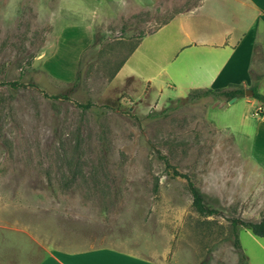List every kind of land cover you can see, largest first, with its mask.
<instances>
[{"label":"rangeland","instance_id":"374dc122","mask_svg":"<svg viewBox=\"0 0 264 264\" xmlns=\"http://www.w3.org/2000/svg\"><path fill=\"white\" fill-rule=\"evenodd\" d=\"M138 1L135 12L72 5L53 28L46 0H0V264L100 246L166 264H264V238L239 228L242 252L231 224L264 217L259 102L170 87L159 72L176 75L181 56L158 49L177 25L144 38L117 75L144 36L204 3ZM184 176L220 215L196 212Z\"/></svg>","mask_w":264,"mask_h":264},{"label":"crops","instance_id":"0c3cea01","mask_svg":"<svg viewBox=\"0 0 264 264\" xmlns=\"http://www.w3.org/2000/svg\"><path fill=\"white\" fill-rule=\"evenodd\" d=\"M96 1L98 0H88L82 3L81 0H74V2L46 0L50 6L49 23L53 28H61L63 23L70 20L68 13L72 12V5L80 6L81 9H78L83 12L87 2L94 3ZM121 1L123 2L122 5L125 3L127 10L134 12L142 10L138 0ZM68 3L69 5H67ZM38 11L44 13L40 7ZM99 13L104 14L101 11L97 13L95 11L92 15L98 18L97 14ZM95 19L92 20V23H95ZM88 25L90 29L95 28L91 24ZM172 25H177L178 35L174 36L168 33L169 37L165 38L163 34L161 40L165 39V43L158 49L161 56H165L164 54L168 56L167 52L169 51L175 53L177 56L174 60L181 56L176 67V75L174 71L171 72L166 68H162V71L159 72L160 75L166 73L170 87L190 90H195V88H243L245 95L237 96L236 101L243 100L253 105L257 99L252 97L253 94H246V91L251 90L254 85L251 76L252 71L254 74L262 75L258 91L264 95V0H204L203 5L198 10L190 14L178 15L154 33L144 36L128 55L117 75L131 56L141 47L144 38L157 34ZM257 47L262 52V58L255 55ZM133 79L135 80L134 77L131 78V80ZM258 102V112L255 116L259 119L258 123L262 125L264 124V104ZM16 256L19 255L16 254ZM36 264L166 263L155 259L153 256L116 247L100 246L81 250H55L52 248Z\"/></svg>","mask_w":264,"mask_h":264},{"label":"trees","instance_id":"16d2710c","mask_svg":"<svg viewBox=\"0 0 264 264\" xmlns=\"http://www.w3.org/2000/svg\"><path fill=\"white\" fill-rule=\"evenodd\" d=\"M172 19L165 22L163 25H166ZM255 55L262 58V52L260 50H258V47H257V51L255 52ZM125 61H126V59L123 61L122 65L124 64ZM79 64H80V62H79ZM251 76L254 80V85L251 88V90L253 91L252 97L264 104V95L258 91V85H259V81L262 79V75L261 74H254L251 71ZM78 77L79 76L77 74V79H78ZM11 85L12 86H18V84L16 82H14V83L12 82ZM244 95H245V90L243 88H233V89L232 88H227V89H211L210 88V89H205V90H192L190 92L189 96L186 98V100L195 101V99H197V98L207 97V96H213V97L218 98V99L226 98L227 100H231L234 97H237V96L242 97ZM176 174H177V172H176ZM177 175H179V174H177ZM184 177L187 178V180H188V187H189V190H190L192 197H193L192 206L196 210V212L202 216H207V217L214 216V215H220L219 210L210 207L205 202L204 195L195 186V184L187 176H184ZM231 224L233 226V229L235 230L234 246L241 251H242V249H241L240 242L238 239V229L239 228L249 229L253 232L254 235L261 237V238H264V217L258 222H250V221H244V220L234 218L231 220ZM243 255L245 257L244 253H243Z\"/></svg>","mask_w":264,"mask_h":264},{"label":"water","instance_id":"95a60500","mask_svg":"<svg viewBox=\"0 0 264 264\" xmlns=\"http://www.w3.org/2000/svg\"><path fill=\"white\" fill-rule=\"evenodd\" d=\"M246 94L247 95H252L253 94V91L252 90H248L246 91ZM237 100V97H234L232 100H230V103L232 104L233 102H235Z\"/></svg>","mask_w":264,"mask_h":264}]
</instances>
